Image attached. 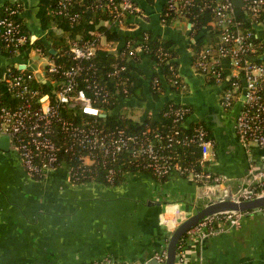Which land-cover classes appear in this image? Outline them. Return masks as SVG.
Masks as SVG:
<instances>
[{
    "label": "built area",
    "instance_id": "built-area-1",
    "mask_svg": "<svg viewBox=\"0 0 264 264\" xmlns=\"http://www.w3.org/2000/svg\"><path fill=\"white\" fill-rule=\"evenodd\" d=\"M73 2L58 0L54 10L76 21L79 13L73 10ZM96 7L108 13L109 18L103 24L113 31L124 25L128 15L144 16L137 0H97ZM4 13L0 18V35L6 48L10 53L22 57L25 61L23 63L29 65V60L33 58L30 57V48L25 45L31 35L23 31V22L15 19L21 16L22 6L19 3L8 6ZM206 13L211 15L210 24L215 32V40L197 53L195 69L213 84L222 87L220 105L225 112H232L237 103L241 102L234 127L246 150L250 151L253 147L264 149V0H243L240 8L235 6L233 0H166L163 20L193 17L195 20L189 22L193 29L198 24V17ZM102 35L99 34L100 43ZM150 40L149 34H146L142 43L132 39L125 41L123 44L130 49V59L136 58L140 52H152L153 49L148 45ZM155 51L158 52L157 59H154L158 73L160 63L169 62L173 58L170 49L163 46ZM95 53L94 43L79 38L71 43L65 60L54 59L55 62L45 70L35 68L32 62L34 69L44 74V80L40 82L47 85L48 75L56 81L47 92H42L34 85V72L26 69L14 71L12 66L1 71L0 136H11V147L17 152L29 175L43 178L50 171L67 167L70 180L81 183L88 170L85 167L97 164L100 159L106 164L115 160L120 153L128 151L137 159L146 158L144 165L160 176L174 171L188 173L203 184H220L227 180L225 175L206 169L217 156L215 140L208 128L199 121L193 126L192 133L181 132L180 125L186 122L192 111L189 105L169 103L166 115L174 116V125L166 134L158 132L150 137L146 133H129L123 128L115 132L105 130L98 122V117L107 116L104 107L113 104L116 95L104 80L99 69L104 64L95 59ZM225 62L229 63L232 72L223 77ZM111 65L107 77L124 87L127 82L124 76L128 71L127 64L113 62ZM174 75L169 81L178 89L176 92L183 94L188 89L187 83L176 79L180 76L179 72ZM151 87L154 92L162 89L159 75L154 76ZM124 92L127 93L125 87ZM6 94H11L20 103L16 106L5 103ZM57 127L65 135L64 145L55 137L59 134ZM161 141H165L163 147L157 150L156 145ZM192 144H198L201 148L199 163L205 167L203 171L196 172L192 167L180 164V153L177 152L179 147ZM69 153L79 154L80 161L76 168L83 167L82 171L73 169L67 159ZM112 175L113 169H110L108 181H111ZM235 194L238 200H250L264 195V168L255 169L251 165L248 176ZM256 211L264 213V207ZM179 212L175 211L172 220L175 228L182 221ZM246 214L234 211L212 215L196 224L187 235L203 239L217 232L238 228ZM163 222L170 225V217L164 218ZM183 240L178 248L176 264L187 263ZM166 256L165 247L154 258L159 264H164ZM82 264L127 263L108 256Z\"/></svg>",
    "mask_w": 264,
    "mask_h": 264
},
{
    "label": "crops",
    "instance_id": "crops-1",
    "mask_svg": "<svg viewBox=\"0 0 264 264\" xmlns=\"http://www.w3.org/2000/svg\"><path fill=\"white\" fill-rule=\"evenodd\" d=\"M137 2L144 16L128 15L123 26L114 28L118 38L102 46L113 52L128 37L142 43L149 34L152 40L167 44L174 52L173 61L178 63L179 75L187 83L183 94L203 105L207 100L217 103L222 87L209 83L194 65L195 43L201 35L192 31L187 21L180 26H175L173 20L164 21L166 0ZM17 3L22 6L23 23L31 35L45 39L48 31L38 15L40 0H0V12ZM23 62L22 57L12 60L0 53L1 70ZM130 66L136 87L145 97L142 100L133 94L123 100L121 108H139L138 114L132 116L136 120L150 116L158 119L167 103L160 97L167 88L174 90L166 85L158 98L152 94L157 69L150 53H138L130 60ZM189 106L192 112L186 120L188 126L201 121L196 115L197 103ZM222 111L226 117L233 112ZM215 144L217 156L208 169L225 175L224 184L235 191L249 164L255 169L264 167V150L253 147L250 151L245 148L242 161L228 168ZM200 185L193 176L179 172L172 173L164 183L142 173L127 175L119 185L73 183L67 167L36 178L26 172L12 147L8 151L0 148V264H82L108 256L123 262L149 263L167 246L175 229V211L186 217L197 211ZM166 217H170V225L163 222ZM182 245L186 264H264V215L260 211L249 212L238 228L203 239L187 235Z\"/></svg>",
    "mask_w": 264,
    "mask_h": 264
},
{
    "label": "trees",
    "instance_id": "trees-1",
    "mask_svg": "<svg viewBox=\"0 0 264 264\" xmlns=\"http://www.w3.org/2000/svg\"><path fill=\"white\" fill-rule=\"evenodd\" d=\"M57 2L58 0H40L38 15L42 21L44 30H47L48 33L45 39H37L33 44L31 43L30 39L25 47L30 48L31 46H34L40 49L43 54L48 55L57 61H62L63 59L65 60L66 54L69 51L71 43L74 40L81 38L84 41H90L94 43V46L96 48L95 59L98 60L101 64H104L99 68L101 70V74L103 75L104 80L108 82V85L110 86L109 88H111L116 95L113 104L104 107L107 116L98 117V122L101 124V126L107 131L115 132L123 128L129 133H146L150 137L154 136V134L158 132L166 134L174 125V116L166 115L169 104H166L158 119L150 116L146 117L143 120H136L132 116L127 117L121 114V107L124 99L131 98L133 94L137 95L142 100L145 96L141 93V90L139 91L136 87L135 80L130 72V49L126 45L122 44L119 46L116 52H111L108 49L104 48V46H102L99 41V34H109V40H115L118 38L117 33H115L112 29H108V27L103 24V22L109 18L108 13L96 7L97 0H74L72 8L75 12L79 13V19L73 21L69 17L55 12L54 8ZM237 12L240 13L241 11L237 10ZM4 14L5 13L3 9L0 12V18L4 16ZM172 18L173 17H171V19ZM15 19L23 22L22 16H16ZM174 19L176 18H173V20ZM194 20L195 19L193 17L185 19V21H187L188 23L193 22ZM210 21V14L206 13L205 15H200L198 17V24L194 25L192 29V31H195L196 34L201 35V39L195 43V47L197 48L196 55L202 48L214 43L215 32L213 31ZM22 28L26 34L31 35L26 24L22 23ZM128 40H130L129 37L126 41ZM148 45L153 49L150 54L155 60L158 57V52L155 51L158 47L163 46L166 49H170L167 44L162 43L156 39H151L150 41H148ZM52 49L55 50V53L51 52ZM170 52L172 59L174 58L175 54L171 50ZM0 53L5 58L12 60L18 59L16 55L8 51L1 35ZM113 62H120L123 64H127L128 66V71L124 75L127 79L126 85H124V87L127 89V93L124 92L123 85L117 83V81L113 80L112 78H108L106 75L112 69L111 64ZM11 66L14 71H20V69H18L15 65ZM225 66V70L222 71L223 77H226V75H230V73L232 72L228 62H225ZM178 67V63L173 60L160 63V72L156 73V75L160 76L162 89L159 92H154L152 88V94L155 98H158L159 95L164 93L166 85L171 87L173 90L178 91V89H176V87H174L169 81V79L174 78V73L179 72ZM1 71L2 70L0 69V73ZM176 79H178L179 81H183V78L181 76ZM207 80L209 83H212L211 80ZM33 83L35 86H38L42 92L49 91L50 87L40 82L36 77L33 80ZM4 102L13 106H16L18 105V103H20V101L13 97L11 94L5 95ZM200 123L205 125V123H203L202 121H200ZM194 125L195 124L188 126L185 122L180 125V130L183 134H190L192 133ZM57 131L59 132V134L55 137H58L59 141L64 145L65 135L61 132L60 127H57ZM209 132L211 134L210 130ZM164 142L165 141L159 142V144L156 145V149H162ZM177 152L180 153L179 158L181 165L192 167L196 172L205 170V167L201 166L199 163L202 157V153L201 148L198 144H192L188 147H179ZM67 159L69 160V163L74 170L76 169L82 171V169H84L83 167L76 168L80 161L79 154L72 155L69 153L67 154ZM100 160L95 165L85 167V169H88L86 171L87 177L85 175V179L81 183L96 182L106 185H119L124 182L127 175L133 173L146 174L149 177L155 179L157 182L164 183L169 179L170 175L174 173V171H172L167 175H157L152 169L144 165L147 161L146 158L137 159L133 157L128 151L120 153V155L115 160L109 161L106 164H103ZM110 169H113V175L111 181H108L107 176ZM183 176H188V173H184ZM199 183L203 184L204 182Z\"/></svg>",
    "mask_w": 264,
    "mask_h": 264
},
{
    "label": "water",
    "instance_id": "water-1",
    "mask_svg": "<svg viewBox=\"0 0 264 264\" xmlns=\"http://www.w3.org/2000/svg\"><path fill=\"white\" fill-rule=\"evenodd\" d=\"M233 2L237 8L243 6V0H233ZM190 27L191 25L189 24V28ZM36 40L37 36L35 34L31 35V43L33 44ZM51 52L55 53V50L52 49ZM32 62L33 59H30L29 65L22 63L16 64V67L34 72L35 77L38 80H44V74L41 71H36L31 65ZM164 94L165 95L160 98H162L161 100L163 103L167 102L166 104L176 103L189 105L193 102L197 103V118L205 123L207 128L211 131V137L215 140V143L218 144L219 155L225 161V165L232 169L242 161L244 156L243 150L245 149V146L239 140L237 135H235L237 139L234 136V133L236 134L234 127L236 123V117L241 106L240 101L237 103V106L234 108L233 112L230 113V116L226 117L220 105V94L217 98V103L207 100L204 105L200 104L197 100L190 101V96H188L187 93L180 94L178 92L171 91L170 88H167ZM102 116H105V114ZM0 148L6 151L11 148L10 135L3 134L0 136ZM206 169L208 170V168ZM249 170L250 164L246 169L244 178L248 176ZM244 178L242 179V182ZM198 197L199 199L197 200L196 204L197 211L189 217H186L184 213H182L181 223L173 230L172 234L170 235L166 246L167 256L164 264H176L178 248L181 241L186 237L191 228L204 219L219 213L234 211L249 213L264 207V195L250 200H238L235 190H233L231 186L225 185L224 183L200 185L198 189ZM169 204L171 205L173 202ZM165 213L168 212L165 211ZM262 214L264 215L263 212ZM147 264H159V262L153 258Z\"/></svg>",
    "mask_w": 264,
    "mask_h": 264
},
{
    "label": "rangeland",
    "instance_id": "rangeland-1",
    "mask_svg": "<svg viewBox=\"0 0 264 264\" xmlns=\"http://www.w3.org/2000/svg\"><path fill=\"white\" fill-rule=\"evenodd\" d=\"M174 21V25L175 26H180V24L182 22L185 21V19L183 17H178L176 19L173 20ZM109 34H103L102 38H101V44L102 45H108L111 41L109 40ZM115 39V38H114ZM116 40V39H115ZM19 57V56H17ZM30 57L33 58V64L35 66V68H41L42 70L47 69L49 64H53L55 62V60L48 56L43 54L41 51L38 50V48L31 46L30 47ZM48 86L52 87L56 84V81L51 77V75H48ZM106 111V110H105ZM140 111L139 108L137 107H124L121 111V114L123 116H135L138 114V112ZM132 261H126V263H130Z\"/></svg>",
    "mask_w": 264,
    "mask_h": 264
}]
</instances>
